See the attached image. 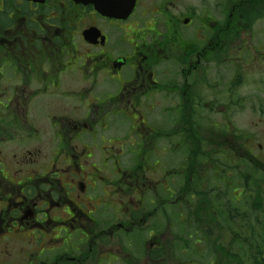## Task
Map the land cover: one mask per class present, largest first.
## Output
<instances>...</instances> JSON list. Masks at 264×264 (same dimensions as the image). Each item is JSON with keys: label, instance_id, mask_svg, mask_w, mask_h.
<instances>
[{"label": "flooded vegetation", "instance_id": "af4514ba", "mask_svg": "<svg viewBox=\"0 0 264 264\" xmlns=\"http://www.w3.org/2000/svg\"><path fill=\"white\" fill-rule=\"evenodd\" d=\"M119 2L0 0V264H163L177 257L178 214L187 264L209 239L236 242V177L229 231L193 192L191 155L211 142L264 173V132L240 140L230 119L264 100V15L236 0L198 1L223 8L218 19L184 0L99 10ZM115 131L130 137L109 147Z\"/></svg>", "mask_w": 264, "mask_h": 264}, {"label": "trees", "instance_id": "16d2710c", "mask_svg": "<svg viewBox=\"0 0 264 264\" xmlns=\"http://www.w3.org/2000/svg\"><path fill=\"white\" fill-rule=\"evenodd\" d=\"M242 1L244 0H236V4L240 6L238 11L240 15H252L254 11L257 14L262 12L258 15H264V0L263 4L254 10L243 9ZM256 1L253 0V2ZM214 131L216 132L215 126ZM244 136L245 133L243 132H239V135H237L240 139ZM191 156H193L191 158L193 172L196 176H199L193 181V192L203 195L201 199L209 205L208 214L214 206L219 216L223 215L229 220V222L224 223V225H229V231L233 228L235 217L233 212L228 214L227 205L233 193V183L230 182L233 177H236V194H241L240 197L236 195V242L234 241V245L227 249L222 247L219 241L209 239L206 244H203L206 246L198 249V251L201 250L205 254L201 253L203 261H198L197 264L199 262L201 264H264V191L261 188L264 185V173L260 174L245 159L236 157L235 162L233 157L229 156L226 151L220 147L216 149L211 142L206 152H194ZM205 159L207 163H205ZM244 165L249 167L248 171L242 170ZM181 167L176 168V170L179 171ZM195 167H199L197 171ZM204 167H207L208 181L202 184L199 170ZM212 194H216V196L212 197ZM177 217H180L177 232L178 235H182V240L180 243L178 242L176 254L182 256L183 264L189 262L192 256L189 254L191 251V242L188 239L190 233L181 221V216L178 214ZM212 227L214 230L217 229L215 226ZM218 230L221 232L226 231L222 227ZM201 255L199 253L196 256L201 257Z\"/></svg>", "mask_w": 264, "mask_h": 264}, {"label": "rangeland", "instance_id": "374dc122", "mask_svg": "<svg viewBox=\"0 0 264 264\" xmlns=\"http://www.w3.org/2000/svg\"><path fill=\"white\" fill-rule=\"evenodd\" d=\"M186 3L180 7V10H186V6L192 3L193 5H197L196 12L201 16L203 12L206 10L208 12V15H211L212 18L218 19L221 16H225V12L223 11V8H218L214 5H209V8H205L202 6H199L198 1L199 0H184ZM150 5H147L145 2L142 10H148ZM144 19H150V14L144 16ZM239 100H236V102ZM231 122L233 123V126L236 127L237 130H241L244 132H247V134H258L260 132H264V100H241L239 105L236 103V112L230 117ZM118 122L121 126H123V122L118 119ZM217 121H221V119H216ZM162 125L161 122L158 123V125ZM124 131H119V133H110L107 136V141H105V144L109 147H114L118 144V140L121 139L124 143L127 141V139L130 137V134L125 137ZM124 138V139H123ZM260 139V137L258 138ZM125 140V141H124ZM127 143L129 145L131 143ZM134 160H137L135 157ZM184 161V157L177 152V158H176V168H180L182 166V163ZM153 164V163H151ZM249 167L244 165L242 167L243 171H248ZM163 222V220H162ZM232 237V234L230 235ZM226 243V242H225ZM177 261L173 259L170 264H178L180 263L179 260H182L181 255H176ZM189 264V263H188Z\"/></svg>", "mask_w": 264, "mask_h": 264}, {"label": "water", "instance_id": "95a60500", "mask_svg": "<svg viewBox=\"0 0 264 264\" xmlns=\"http://www.w3.org/2000/svg\"><path fill=\"white\" fill-rule=\"evenodd\" d=\"M135 6V0H124L123 7H119L117 9L111 8V6L107 7L109 14L113 17L121 18V17H128ZM106 7L102 8V11H105Z\"/></svg>", "mask_w": 264, "mask_h": 264}]
</instances>
